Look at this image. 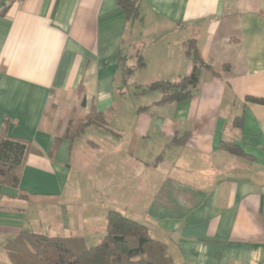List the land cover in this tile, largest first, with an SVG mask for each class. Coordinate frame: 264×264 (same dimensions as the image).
I'll return each mask as SVG.
<instances>
[{
  "label": "crops",
  "instance_id": "0c3cea01",
  "mask_svg": "<svg viewBox=\"0 0 264 264\" xmlns=\"http://www.w3.org/2000/svg\"><path fill=\"white\" fill-rule=\"evenodd\" d=\"M4 1L0 133L7 123L40 153L27 155L19 189L0 185V264L22 231L94 247L113 210L146 225L175 264H264V105L246 102L264 99V0H140L134 22L116 0H25L1 14ZM189 40L212 68L197 94L167 105L139 94L192 73ZM139 58L126 82L121 60ZM52 103L105 112L110 131L63 140L52 159Z\"/></svg>",
  "mask_w": 264,
  "mask_h": 264
},
{
  "label": "trees",
  "instance_id": "16d2710c",
  "mask_svg": "<svg viewBox=\"0 0 264 264\" xmlns=\"http://www.w3.org/2000/svg\"><path fill=\"white\" fill-rule=\"evenodd\" d=\"M125 12L127 20L134 22L141 18L140 0H116ZM3 8L1 14L7 11ZM186 55L193 61L190 75L175 81H156L139 94L159 92L160 100L156 105L182 103L193 98L200 84L202 70L212 71L204 63L195 40L185 43ZM145 66L142 58L135 67H128L121 60L124 78L127 82L137 69ZM246 102L264 105V99L247 97ZM147 109V107L142 110ZM5 124L0 133V185L19 189L26 157L29 153H40L26 141L14 139L7 134ZM243 118L236 117L235 128H242ZM90 127L109 129V116L96 108L77 118H70L63 136H57L50 149L49 156L56 159L63 140L74 143ZM176 138L173 143H179ZM223 149L231 154L243 156V151L235 143H223ZM19 192L18 198H26ZM105 238L94 247H87L80 238L50 237L34 232L22 231L4 243V250L12 264H175L166 244L154 240L146 225L132 220L119 211H110L106 218Z\"/></svg>",
  "mask_w": 264,
  "mask_h": 264
},
{
  "label": "rangeland",
  "instance_id": "374dc122",
  "mask_svg": "<svg viewBox=\"0 0 264 264\" xmlns=\"http://www.w3.org/2000/svg\"><path fill=\"white\" fill-rule=\"evenodd\" d=\"M159 94V92H155ZM65 112V113H62ZM62 111L58 105V103H52L50 108L48 109L45 116V124L50 128L56 129V137L63 136L67 129L68 121L70 118H77L75 114H71L70 116L67 114V111L62 108ZM69 116V117H68ZM89 138V136L87 137ZM8 262L10 261L7 258Z\"/></svg>",
  "mask_w": 264,
  "mask_h": 264
},
{
  "label": "built area",
  "instance_id": "2783aa9c",
  "mask_svg": "<svg viewBox=\"0 0 264 264\" xmlns=\"http://www.w3.org/2000/svg\"><path fill=\"white\" fill-rule=\"evenodd\" d=\"M25 0H5L4 1V8L5 7H9L15 4H21L23 3Z\"/></svg>",
  "mask_w": 264,
  "mask_h": 264
}]
</instances>
